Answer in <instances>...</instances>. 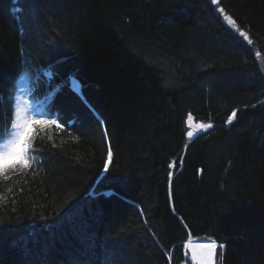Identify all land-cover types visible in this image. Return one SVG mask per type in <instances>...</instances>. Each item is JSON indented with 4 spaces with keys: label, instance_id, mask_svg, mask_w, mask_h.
Here are the masks:
<instances>
[{
    "label": "trees",
    "instance_id": "obj_1",
    "mask_svg": "<svg viewBox=\"0 0 264 264\" xmlns=\"http://www.w3.org/2000/svg\"><path fill=\"white\" fill-rule=\"evenodd\" d=\"M24 81L49 123L0 174V264H264V0H0V140Z\"/></svg>",
    "mask_w": 264,
    "mask_h": 264
},
{
    "label": "snow or ice",
    "instance_id": "obj_2",
    "mask_svg": "<svg viewBox=\"0 0 264 264\" xmlns=\"http://www.w3.org/2000/svg\"><path fill=\"white\" fill-rule=\"evenodd\" d=\"M213 4L218 3V0H211ZM220 12L224 10L219 9ZM229 23L232 24L233 27H236V22L232 20L231 17H227ZM239 35L241 37L247 38V34L245 32H240ZM250 42V41H249ZM236 113L233 112L232 115L228 117V123L231 124ZM189 120H191V116H189ZM11 136L3 144L0 146V174L4 173L10 168H15L17 165H23L25 167L28 166V159L26 158V154L31 147L32 137L35 133L36 125H45L49 123V121L35 119L32 116L28 115L26 107L21 104H16L14 112L12 113L11 118ZM51 123L55 124L56 121H51ZM65 123H68V120L65 119ZM58 127H62V125L57 124ZM202 128H211V124L201 125ZM7 131L6 127L4 129ZM191 135V133H189ZM112 160V152L111 150L107 153V161L110 162ZM108 162L104 165V170L108 171L109 164ZM223 247V245H220ZM217 248V244L215 242H211L210 244L202 245L200 249V262L201 264H212L213 257L215 255V250Z\"/></svg>",
    "mask_w": 264,
    "mask_h": 264
},
{
    "label": "bare ground",
    "instance_id": "obj_3",
    "mask_svg": "<svg viewBox=\"0 0 264 264\" xmlns=\"http://www.w3.org/2000/svg\"><path fill=\"white\" fill-rule=\"evenodd\" d=\"M217 4V3H216ZM216 4H214V5H216ZM219 9H221V7H217V12L218 13H220V18H221V20H223V24L225 25V26H231L232 24L231 23H229V21H228V19H227V17H231L229 14H227L226 15V13H224V12H220L219 11ZM232 18V17H231ZM232 20H233V18H232ZM240 32H244V30H240ZM239 32V33H240ZM243 39L245 40V41H247L248 40V35H247V38H244L243 37ZM44 75H45V77H47V78H49V80L51 81L52 79H53V75H52V72H51V70H48V71H45V73H44ZM59 82H60V84H63V85H65L66 87H68L69 89H71L72 91H77V90H79V87H80V83H79V81H78V79L75 77V76H69L68 77V79H65V80H59ZM233 112H235V111H233ZM233 112H231L228 116H227V118L225 119V122H224V126L225 127H229L233 122H234V120H235V117H234V119H233V121H232V123L231 124H229L227 121H228V117L230 116V115H232V113ZM192 119V122L194 123V124H198V123H196V122H194V120H193V118H191ZM199 125H207V124H203V123H199ZM102 126V125H101ZM190 127H189V125H188V121H187V132H186V140L188 141V142H191L192 140H189V138H188V134H189V132H190ZM208 130V129H207ZM207 130H204L203 132H201L200 134H202V133H204V132H206ZM104 133H106V132H104ZM199 135V134H198ZM197 135V136H198ZM196 138V137H195ZM106 141H107V143H108V140H107V138H106ZM108 162V161H107ZM109 163V162H108ZM172 167V166H171ZM105 172V170H104V168H103V171H102V173H101V175L103 174ZM211 242H204V241H198V242H194V241H189V242H187L186 243V248L187 247H189V248H191V250H192V252H193V254L195 255V257H196V263L197 264H201V262H200V249H201V246L202 245H206V244H210ZM219 245H222V244H219ZM223 248V247H222ZM188 250V249H187ZM212 262H213V260H212Z\"/></svg>",
    "mask_w": 264,
    "mask_h": 264
},
{
    "label": "rangeland",
    "instance_id": "obj_4",
    "mask_svg": "<svg viewBox=\"0 0 264 264\" xmlns=\"http://www.w3.org/2000/svg\"><path fill=\"white\" fill-rule=\"evenodd\" d=\"M21 91L22 92H21V95H20V104L23 105L24 107H26L28 115L32 116L35 119H39L40 118L39 117V113H40L39 110L40 109H36L35 110L33 107L29 106L27 104V102H26V90L24 89V90H21ZM188 125L191 128L190 132H189V133H191V135L188 134L189 140H192L198 134H200L204 130L208 129V128H202L201 125H199V124H194L192 122V119L191 120L188 119ZM10 136H11V133L4 140H2V142L0 143V146H3V144L6 143V141L10 138ZM186 249H188L187 252H188L189 259H190L191 263L192 264H197L196 263V257L193 254L191 248L187 247ZM212 264H213V262H212Z\"/></svg>",
    "mask_w": 264,
    "mask_h": 264
}]
</instances>
